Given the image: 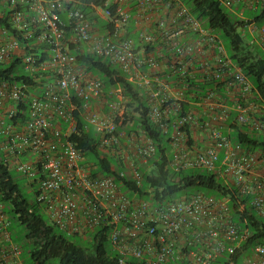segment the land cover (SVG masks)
<instances>
[{"label": "built area", "instance_id": "built-area-1", "mask_svg": "<svg viewBox=\"0 0 264 264\" xmlns=\"http://www.w3.org/2000/svg\"><path fill=\"white\" fill-rule=\"evenodd\" d=\"M219 2L231 11L240 3L252 12L264 8V0ZM81 4L80 0H0V19H7L24 38L40 30L37 43L27 48L0 26V64L21 58L25 72L37 82L31 86L0 79L4 161L29 185L34 183V201L67 238H86L97 228L109 227L120 264H238L235 257L250 231L235 220L229 197L205 192L163 201L153 194L131 197L116 178L95 175L97 165L88 163L85 152L71 140L79 133L78 116L86 132L95 133L101 154L125 165L120 177L129 175L138 187L143 182L140 170L152 167L157 145L144 136L124 157V133L117 122L129 98L122 88H112L107 110L93 111L91 104L106 95L105 84L77 62L70 47L73 44L77 50L108 60L142 89L150 120L164 134L172 124L170 167L174 171L213 173L248 197L263 220L264 149H248L222 130L235 109L238 123L264 134V98L232 59L220 35L205 27L184 1L104 0V7H94L99 17L112 23L103 31L78 7ZM63 13H67L66 21ZM132 24L140 32L138 40L128 34ZM245 28L258 31L264 50V24L248 22ZM44 43L50 47V57L43 61L34 50ZM207 82L222 85L227 97H221L217 87H208L195 100L186 98L187 92ZM185 102L202 112L174 116ZM21 105H27L23 121L18 119L24 114ZM257 108L260 112L252 117L251 111ZM204 115L209 120L202 122ZM187 123L192 135L193 128L204 133L201 144H189L183 131ZM238 210L243 211L244 204ZM10 226L0 202V264H28ZM241 264H264V245H256Z\"/></svg>", "mask_w": 264, "mask_h": 264}, {"label": "trees", "instance_id": "trees-1", "mask_svg": "<svg viewBox=\"0 0 264 264\" xmlns=\"http://www.w3.org/2000/svg\"><path fill=\"white\" fill-rule=\"evenodd\" d=\"M80 9L85 12L92 21L102 23V30L112 28V23L107 20H101L96 14L94 7H104V0H80ZM190 8L191 12L202 22L205 27L215 30L224 41L229 54L236 64L241 66L245 74L250 78L256 87V92L264 98V54L251 45L247 44L243 35V29L248 22L264 24V8L254 13L253 19L241 18L228 8L223 6L219 0H182ZM63 15V14H62ZM63 19V16H62ZM248 20V21H246ZM0 26L7 27L11 33L19 37L23 46L33 47L40 34V30L34 31L32 37L24 38L22 33L11 28L7 19H0ZM136 27L129 26L128 34L131 35ZM35 53L41 60H47L50 57V47L47 43L37 45ZM71 51L76 56L77 62L88 69V72L98 75L105 84L106 94L112 88H122L129 98L125 116L128 117L131 109L137 114L136 128H139L144 136L150 138L157 145L155 159L152 161V170L147 172V167L141 168L143 182L138 187L129 175L120 177V172L125 171L126 167L118 160L108 156H103L98 149V140L95 133L86 132L84 120L78 116L79 133L71 136V140L78 144V147L94 158L98 169L95 175L111 176L116 178L122 190L131 197L137 196L149 198L154 196L157 201L172 199L180 196H188L199 192L210 193L219 197H229L230 206L234 209L235 220L238 221L242 229H248L250 236L239 249L235 259L238 264L242 263L244 256L252 254L256 245H264V220L260 219L253 207L249 203V198L241 195L237 189L226 185L211 172L203 169H189L176 172L170 167L172 159V148L169 142V136L173 132L172 124L167 134L156 126L149 117V106L142 89L137 88L131 83L117 67L108 60L98 58L77 50L75 45H71ZM176 78V77H174ZM0 79L10 81L11 83H22L34 86L37 85L35 78L25 72L21 58H15L8 64H0ZM195 85V84H194ZM216 88L221 97L226 98V89L222 85H215L212 82L199 84L198 88L187 92L188 100H195L198 93L207 88ZM191 94L193 97H190ZM229 105L235 106L230 101ZM18 119L25 120L27 105L19 107ZM201 109H191V104L185 102L182 109L174 112V116L201 113ZM218 112V111H217ZM237 111H230L227 125L223 128V133L232 138L235 142L242 144L248 149H264V134L259 131H249L245 125L236 121ZM209 120L204 115L200 121ZM191 125L189 123L183 127L189 137V144L193 140ZM123 128L120 127L121 131ZM2 138L0 137V143ZM15 170L11 165L4 161L3 152L0 148V202L5 205V213L16 220L19 226L26 229V247L28 249V264H120L114 256L112 245L109 240V227L97 228L88 236L91 239V247H85L78 240L79 238H67L51 222L48 221L42 213L38 203L32 198L27 189L14 176ZM35 187L34 183L31 184ZM240 204H244V210L239 211ZM126 264H137L131 261Z\"/></svg>", "mask_w": 264, "mask_h": 264}, {"label": "rangeland", "instance_id": "rangeland-1", "mask_svg": "<svg viewBox=\"0 0 264 264\" xmlns=\"http://www.w3.org/2000/svg\"><path fill=\"white\" fill-rule=\"evenodd\" d=\"M254 13H246L245 18H249V19H253V15ZM245 38V41L247 44L251 45L252 47H254L255 49H257L258 51L262 52V54H264V50L262 45L260 44L259 36H258V31H256L255 33H248V32H242ZM253 42V43H252ZM227 45V43H226ZM88 71V69H87ZM98 76V75H97ZM102 108V107H101ZM97 109L98 112H100L102 114V109ZM127 103H124L122 105V108L119 110V120H118V126L123 128L122 131L124 133V139H123V151H124V157H128L131 154V151L134 149V146L136 143H142L143 142V138H144V134L142 133V131L139 128H136V120H137V114L135 113L134 110L131 109V112H129L130 114L128 115V117L125 116V113L127 111ZM252 113L251 116L253 115H257L259 111V108L255 109L254 111H251ZM252 116V117H253ZM193 135H192V144H196L199 145L201 144V140L202 137L204 136V133L202 131H199L195 128H193ZM88 163H94L95 164V160L92 156L87 155L86 156ZM152 167H147V172L151 171ZM14 176L18 178V180L21 182V184L27 189V192L30 193L31 198L33 200H35V196H34V190L37 188L32 187L31 185H29L30 183H28L29 181L19 172L14 171ZM43 216L49 221L48 215L47 213L43 212ZM10 232L11 235L13 237V240L15 242H17L18 244H20L21 246H23L24 249V253H25V257L27 259V261H29V255H28V249L26 247V240H25V235H26V229L22 226H19V224L16 222V220L11 218V226H10ZM78 240L82 245H84L85 247H91L92 243H91V239L89 236H87L86 238H79L76 239ZM52 264H58L56 261L53 262Z\"/></svg>", "mask_w": 264, "mask_h": 264}, {"label": "crops", "instance_id": "crops-1", "mask_svg": "<svg viewBox=\"0 0 264 264\" xmlns=\"http://www.w3.org/2000/svg\"><path fill=\"white\" fill-rule=\"evenodd\" d=\"M231 12H233V13H235V15H237V16H239V17H241V18H244L245 17V15H246V13L248 12H250V10L248 9V7L245 5V4H237L235 7H234V9H233V11H231ZM63 20L64 21H66L67 20V13H63ZM103 19V17L101 18V20ZM104 20V19H103ZM101 26H102V23L101 22H98L97 23V29H99V30H101V31H103L102 30V28H101ZM243 32H250L249 31V29L248 28H244L243 29ZM140 32H139V30L138 29H134V31H133V33L131 34V37H133L134 39H136V40H138V34H139ZM251 33V32H250ZM249 33V34H250ZM108 94H106L105 95V97H103V98H101V99H99V100H96V101H94L92 104H91V109L93 110V111H95V112H98L97 111V109H100L101 107V109H102V111H106L107 110V103H108V96H107ZM98 113H100V112H98ZM28 158H30V157H28Z\"/></svg>", "mask_w": 264, "mask_h": 264}]
</instances>
